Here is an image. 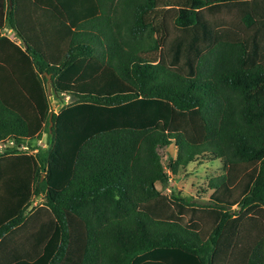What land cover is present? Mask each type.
<instances>
[{"label": "trees", "instance_id": "1", "mask_svg": "<svg viewBox=\"0 0 264 264\" xmlns=\"http://www.w3.org/2000/svg\"><path fill=\"white\" fill-rule=\"evenodd\" d=\"M2 144L0 264H264V0H0Z\"/></svg>", "mask_w": 264, "mask_h": 264}, {"label": "rangeland", "instance_id": "2", "mask_svg": "<svg viewBox=\"0 0 264 264\" xmlns=\"http://www.w3.org/2000/svg\"><path fill=\"white\" fill-rule=\"evenodd\" d=\"M4 34L9 35L11 38H14L13 34L10 33L9 30H5ZM66 102H69L67 99ZM54 110L57 111V106L55 102L53 104ZM41 147H46L47 145V135L43 136L42 141L39 143ZM7 144L0 145V150L2 151ZM176 156V149L174 146L170 147L164 155V162L169 156ZM196 168V167H194ZM192 171L188 176H181L177 180H173L168 189L164 190L167 195L171 194H182L183 196L192 197L197 202L204 203L208 201L210 193L204 194V190L208 189V182L211 178L220 175L223 173V166L221 163L215 164H204L203 167H200L196 172ZM160 190H163L161 185H158ZM41 203V199H36L33 201L32 206L30 207V211L36 208Z\"/></svg>", "mask_w": 264, "mask_h": 264}, {"label": "water", "instance_id": "3", "mask_svg": "<svg viewBox=\"0 0 264 264\" xmlns=\"http://www.w3.org/2000/svg\"><path fill=\"white\" fill-rule=\"evenodd\" d=\"M50 79H51V77L49 76V77H48V80L50 81ZM49 93H50V95H51V87H50V86H49ZM50 100H51V103L54 104V98L52 97V95H51V97H50ZM51 119H52V117H51Z\"/></svg>", "mask_w": 264, "mask_h": 264}, {"label": "built area", "instance_id": "4", "mask_svg": "<svg viewBox=\"0 0 264 264\" xmlns=\"http://www.w3.org/2000/svg\"><path fill=\"white\" fill-rule=\"evenodd\" d=\"M24 149H26V148H24Z\"/></svg>", "mask_w": 264, "mask_h": 264}]
</instances>
